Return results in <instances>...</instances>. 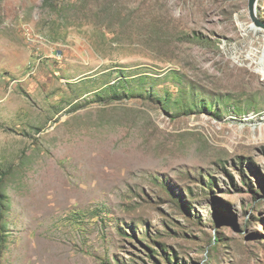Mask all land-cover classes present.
I'll list each match as a JSON object with an SVG mask.
<instances>
[{"label": "rangeland", "instance_id": "rangeland-1", "mask_svg": "<svg viewBox=\"0 0 264 264\" xmlns=\"http://www.w3.org/2000/svg\"><path fill=\"white\" fill-rule=\"evenodd\" d=\"M247 3L0 0V264H264Z\"/></svg>", "mask_w": 264, "mask_h": 264}, {"label": "water", "instance_id": "water-1", "mask_svg": "<svg viewBox=\"0 0 264 264\" xmlns=\"http://www.w3.org/2000/svg\"><path fill=\"white\" fill-rule=\"evenodd\" d=\"M256 4H257V0H248L247 9H248L249 17L251 18V20L257 25H259V23L256 20V16H255Z\"/></svg>", "mask_w": 264, "mask_h": 264}, {"label": "trees", "instance_id": "trees-1", "mask_svg": "<svg viewBox=\"0 0 264 264\" xmlns=\"http://www.w3.org/2000/svg\"><path fill=\"white\" fill-rule=\"evenodd\" d=\"M215 242H216V240H215Z\"/></svg>", "mask_w": 264, "mask_h": 264}]
</instances>
